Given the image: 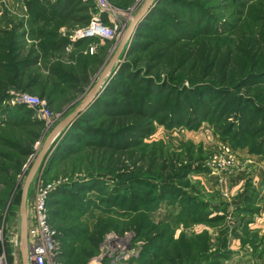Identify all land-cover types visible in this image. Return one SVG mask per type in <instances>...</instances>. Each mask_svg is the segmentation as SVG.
I'll use <instances>...</instances> for the list:
<instances>
[{"label": "trees", "instance_id": "1", "mask_svg": "<svg viewBox=\"0 0 264 264\" xmlns=\"http://www.w3.org/2000/svg\"><path fill=\"white\" fill-rule=\"evenodd\" d=\"M169 2L178 7L175 8L178 13L185 12L190 5L184 0L157 2L137 25L125 56L127 59L136 52L141 53V57L132 63L124 61L106 79L103 92L69 126L45 164L44 175H47L46 172L54 168L56 162L65 161L74 154L73 141L76 145L89 143L92 148L90 165L103 172L99 174L102 178L112 182L110 191L102 194L99 190L101 183L92 175L90 177L89 170L84 172L87 181L73 179L70 185H61L48 195L49 223L57 232L61 264L84 263L79 242L90 232L80 223V217L89 207L103 216L99 221L112 220L120 224L124 222L120 218L128 219L126 225L137 238L144 241L147 238L140 253V264L161 256L154 241L168 244L163 231L158 235H154L155 232L150 234L153 225L148 213L159 204H179L180 219L184 223L187 220L194 224L211 223L221 219V215H203L202 209L207 207L191 194L193 185L189 176L199 168L188 164L187 161L192 160L189 156L183 159L166 154L155 144L143 143L153 133L155 124L168 130L185 127L195 131L202 123L210 122L221 129L219 134L232 147L247 149L250 155L264 159V5L251 8L249 16L254 28L239 32L232 44L222 46L209 39L181 37L179 34L186 29L177 28L179 25H172L175 30L180 29L178 35L170 38L162 35L155 41H141L147 38L143 34L152 28V15L165 19L162 14L168 13L162 8L166 5L171 7ZM40 3L33 0L29 6L35 8L34 18L45 22L54 16L64 19L71 17L75 10H87L77 8L80 0L43 2L49 12L37 8ZM73 19L77 20L76 17ZM25 41L20 24L0 29V108L10 92L32 94L36 90L39 98L49 104L47 86L56 89L60 81L79 86L85 80L73 77L60 64L43 75L38 68L39 52ZM77 42L71 43L66 37L51 31L40 48L79 49L81 43ZM137 64H142L139 71L133 69ZM51 78L56 81H50ZM15 110V115H19L17 120L23 118L35 126L40 125L30 119L31 111L25 106L19 105ZM93 114L105 115V118L97 125H88ZM76 130L81 132L77 135ZM8 147L18 155V159L13 154L0 153V185L12 191L23 159L32 156L33 151L29 145L21 147L9 143ZM62 175L70 176L67 171ZM95 192L100 195L93 197ZM84 199L87 200L86 208ZM146 232L148 237H145ZM103 234L102 229L96 228L89 236L90 242L97 245ZM209 249L206 233L192 239L181 235L171 241L163 263L188 264ZM221 249L223 254L228 252L226 245Z\"/></svg>", "mask_w": 264, "mask_h": 264}, {"label": "rangeland", "instance_id": "2", "mask_svg": "<svg viewBox=\"0 0 264 264\" xmlns=\"http://www.w3.org/2000/svg\"><path fill=\"white\" fill-rule=\"evenodd\" d=\"M32 1L0 0V29L18 24L22 26L26 44L33 45L39 52L41 60L38 68L43 75H47L48 70L60 64L67 72H71L73 77L85 80H82L79 86L62 81L59 82L56 89H53L51 85L47 86L51 103L48 104L43 100L45 104L40 112H35L25 106L31 111L30 119L40 123L38 126L23 118L17 120L19 115H15V108L21 104H17L12 99L13 94H17L16 92L9 95L0 108V153L13 154L14 158L18 159V155L12 153L11 148L8 147L9 143L21 145V147L29 145L33 151L32 156L23 159L20 175L16 178L13 190L10 191L7 186L0 185V253H6L8 264L15 261L21 264L19 209L23 184L30 166L54 128L85 104L118 49L128 27L145 7L148 0H80L77 8H86V11L77 12L75 10L76 12L69 18L63 19L62 16H54L47 22L34 18L35 8L29 6ZM38 1L42 3L37 8L47 9L49 12L50 10L43 2L55 0ZM184 2L190 4L185 12H176L175 8L178 9V7L173 6V2H169L171 7L166 5L162 8L168 13L164 14L163 12L164 20H160L159 16L155 18L156 16L152 15L150 22L152 28L143 34L147 38H143L141 41H155L162 35L170 38L178 35L179 30L184 28L185 32L179 34L181 37L195 36L199 39H209L222 46L232 44L239 32L250 31L254 28V22L249 16L251 8L264 5V0H184ZM94 15L102 16L106 24L117 27L112 40H104L101 43L96 38H80L78 39L81 43L79 49L68 47L63 50H41L40 45L51 31H56L61 37H66L71 43H74L70 37L78 36L84 31ZM169 15L172 17L166 20ZM73 17H76L77 20L80 18V20L75 21ZM172 19H175V22ZM172 22L173 24H171ZM172 25H179L177 28L180 29L175 30ZM153 27H158L160 30ZM156 31H159V34ZM134 32L124 44L118 62L108 77L115 73V70L124 61L132 63L135 58L141 57V53L136 52L127 59L125 57ZM141 65L137 64L133 69L139 71ZM50 81L56 80L51 78ZM104 85H102L101 93ZM27 94L42 100L36 90L32 94ZM83 112L78 114L75 120ZM8 113L10 114L8 115ZM104 118L105 115L93 114L91 124L90 120L87 123L94 126ZM68 129L69 127L63 129L55 137L36 176L39 177L42 174V180L47 183L62 177L66 182L61 185H70L73 179L87 181V175L84 172L90 170V177L92 175V178H97L101 183V187H99L101 193L109 192L112 182L102 178L99 174L103 172L90 165L92 148L89 143L76 145L73 141L74 154L68 156L65 161L56 162L57 165L47 171V175H44V167L49 156ZM76 131H78L77 135L81 132L80 130ZM220 131L218 126L210 122L202 123L195 131H189L185 127L168 130L155 124L151 136L144 139L143 143L155 144L166 154H173L183 159L189 156L192 160L187 161L188 164L196 169L199 168L197 172L189 176L193 185L191 194L207 207L202 209L203 215H221V219L217 222L194 224L193 221L187 220L184 223L180 219L179 204L173 202L159 204L154 211L148 213L149 221L153 225L150 234L155 232L154 235H158L163 231L168 244L154 241L161 256L144 264H165L163 258L173 239L175 240L181 235L192 239L203 233L208 236L210 249L206 254L196 257L188 264H264V159L250 155L247 149L232 147L227 139L219 134ZM85 139L88 140L90 137H85ZM63 171H67L70 176L62 175ZM35 191L36 185L33 180L27 195V225ZM92 195L96 197L100 193L95 192ZM86 207L87 200L84 203V208ZM100 217L103 216L99 211L90 210V207L80 217V223H83L88 233L90 232L79 242V252L84 258V263L81 264H103L104 254L112 251V247L117 243H121V253L127 258L128 264H140V253L142 247L147 243V238L145 241L138 239L135 232L126 225L128 224L126 218V220L120 218L126 223L119 224L112 220L99 221ZM95 227L104 232L97 245H93L89 238L96 230ZM120 231L122 234L118 233ZM112 233L115 235V239L112 241L114 244L106 240V236ZM148 236L149 234L146 232L145 237ZM223 245L228 247L229 253L223 254L221 249Z\"/></svg>", "mask_w": 264, "mask_h": 264}, {"label": "built area", "instance_id": "3", "mask_svg": "<svg viewBox=\"0 0 264 264\" xmlns=\"http://www.w3.org/2000/svg\"><path fill=\"white\" fill-rule=\"evenodd\" d=\"M116 29V26L106 24L102 16L94 15L87 28L78 36L70 37V39L72 42H75L80 38H97L102 43L104 40H112L115 36ZM12 93L13 92H10L9 95ZM12 99L17 104L24 105L35 112L42 111L41 109L45 104L43 100L40 101L38 98L32 97L27 93L13 94ZM42 178V174H40L39 177L37 175L36 178L33 179L35 181L36 191L31 205L29 224L27 225L28 264H61L57 232L49 223L46 201L48 195L66 181L61 177L59 180L56 179L55 181L47 183L44 182ZM114 239L115 235H113V233L106 236V240L110 243ZM112 244H114V242H112ZM121 249V243H117V245L113 246L112 251H108L104 254L103 257L105 261L103 264H128L127 258L121 253ZM7 261L6 253H0V264H8ZM12 264L20 263L15 261Z\"/></svg>", "mask_w": 264, "mask_h": 264}, {"label": "water", "instance_id": "4", "mask_svg": "<svg viewBox=\"0 0 264 264\" xmlns=\"http://www.w3.org/2000/svg\"><path fill=\"white\" fill-rule=\"evenodd\" d=\"M159 0H148L145 7L142 9V11L136 15L130 26L128 27L126 33L124 34V37L116 50L115 54L111 58L110 62L104 69L99 81L95 85L94 89L92 90L90 96L88 97L85 104L79 108L78 110L71 113L68 117H66L61 123H59L54 130L50 133V135L47 137L44 146L42 150L38 153L35 160L33 161L32 165L30 166V169L27 173V176L25 178L23 188H22V194H21V202H20V234H21V264H28V257H27V219H26V203H27V195L28 190L30 187L31 182L33 181L35 174L37 173L38 169L40 168L45 154L48 151L50 145L55 140V137L58 136V134L65 128H68L75 118L90 107L91 104L94 103V101L100 96L102 85L105 84L106 78L108 77V74L114 67V65L118 62V58L121 54V51L124 47V44L128 41V39L132 36V33L136 29L137 25L146 17V15L149 13L151 7L154 6Z\"/></svg>", "mask_w": 264, "mask_h": 264}]
</instances>
